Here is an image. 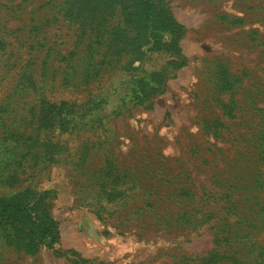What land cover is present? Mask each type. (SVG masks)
Wrapping results in <instances>:
<instances>
[{
	"label": "rangeland",
	"instance_id": "1",
	"mask_svg": "<svg viewBox=\"0 0 264 264\" xmlns=\"http://www.w3.org/2000/svg\"><path fill=\"white\" fill-rule=\"evenodd\" d=\"M0 0V264H264V0Z\"/></svg>",
	"mask_w": 264,
	"mask_h": 264
},
{
	"label": "trees",
	"instance_id": "2",
	"mask_svg": "<svg viewBox=\"0 0 264 264\" xmlns=\"http://www.w3.org/2000/svg\"><path fill=\"white\" fill-rule=\"evenodd\" d=\"M137 1L140 3L146 23L145 30L150 49H154L160 43L165 32L174 30L177 35V26L171 20L160 16L151 0ZM33 206L20 201L0 203V223L15 230L18 233L16 238L18 241H24L21 245L29 252H35L41 244L52 248L59 239L55 222L37 213Z\"/></svg>",
	"mask_w": 264,
	"mask_h": 264
}]
</instances>
